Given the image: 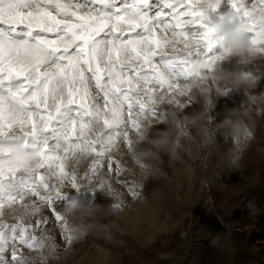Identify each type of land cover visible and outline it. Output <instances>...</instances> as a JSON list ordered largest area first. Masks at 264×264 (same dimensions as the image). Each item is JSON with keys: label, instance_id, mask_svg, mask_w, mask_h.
Here are the masks:
<instances>
[{"label": "snow or ice", "instance_id": "6c2138e0", "mask_svg": "<svg viewBox=\"0 0 264 264\" xmlns=\"http://www.w3.org/2000/svg\"><path fill=\"white\" fill-rule=\"evenodd\" d=\"M96 3L0 0V264H47L59 245L44 231L45 209L66 244L78 239L57 210L68 190L114 195L123 171L116 157L135 148L129 133L166 117L168 97L191 96L181 81L216 84L224 37L213 22L223 19V0ZM228 3L264 54V0ZM157 32L171 35L161 44ZM77 152L90 158L80 172L68 165Z\"/></svg>", "mask_w": 264, "mask_h": 264}, {"label": "rangeland", "instance_id": "374dc122", "mask_svg": "<svg viewBox=\"0 0 264 264\" xmlns=\"http://www.w3.org/2000/svg\"><path fill=\"white\" fill-rule=\"evenodd\" d=\"M76 2L99 6L96 0ZM229 8L228 0H223L220 11ZM170 35L155 34L161 44ZM221 71L257 75L259 80L251 94L264 93V55H261L255 61L241 62L239 57L222 59L216 64L213 87L197 80L193 83L201 86L197 90L189 88L191 96L173 95L182 104L189 97L194 98L185 104L189 106L182 109L181 115L197 113L206 101L213 103L208 140L195 129L185 128L184 134L174 136L179 145L174 156L170 155L166 140L156 146L142 142V146L151 149L147 171L130 156H117L123 171L115 178L121 183L113 180L112 196L99 189L96 192L87 188L80 192L69 189L68 199L59 201L57 210L73 196L84 203L116 210L97 214L89 221L87 231L68 245L53 213L45 209L50 222L44 231L51 230L59 245L54 253L47 254V264H264V102L258 99L248 103L247 94L216 79ZM180 85L184 88L185 82ZM225 87L228 90L223 95ZM173 96L164 101L171 108L163 118H170L171 112L178 108L168 103ZM95 98L93 92L90 99ZM230 108H238L239 119L250 132V138L216 126ZM148 119L152 118H146L143 124ZM94 127L100 129L103 125L95 123ZM167 127L161 122L153 123L148 139H154ZM138 133H129L132 142ZM79 153L82 152L68 161L69 167L77 172L90 159L87 155L83 165L74 164L72 158ZM125 183L133 190L129 191ZM23 251L27 253L28 249Z\"/></svg>", "mask_w": 264, "mask_h": 264}, {"label": "clouds", "instance_id": "9594fccd", "mask_svg": "<svg viewBox=\"0 0 264 264\" xmlns=\"http://www.w3.org/2000/svg\"><path fill=\"white\" fill-rule=\"evenodd\" d=\"M216 34L223 36L224 39L220 42L222 47L221 58L227 59L229 57H239L241 62L255 61L262 53L256 50V47L252 44L248 36V30L245 26H242L237 22L236 16L232 11H226L223 13V19H217L214 22ZM216 79L220 82H224L229 85L230 88L243 92L248 95V103H254L258 99L264 102V93L251 94V90L257 86L259 77L253 73L239 72L231 73L221 71ZM201 85L193 83L191 85H184V87L192 90H197ZM194 98L189 97L188 101L183 104L172 97L168 103L180 105L175 111L171 112L170 118L148 119L143 124L142 130L133 139L135 148L130 153L132 160L140 166L143 171H147V160L149 159L151 149L142 146V142L146 141L149 136V132L152 129L153 123L163 122L166 124L167 130L162 133H158L154 139H147V143L152 146L159 145L161 140H166L167 148L170 155H175L176 149L179 147L175 141V134H184L185 128H193L199 134H201L207 141L211 128H212V116L210 110L214 105L211 101L203 103L201 109L191 115H181L182 109L189 101ZM216 126L229 130L231 134H246L247 129L243 126L239 119L238 108H230L225 112L224 119ZM87 159L86 153H79L72 158L74 164L83 165ZM116 209L111 207H104L97 204L84 203L79 199H75L72 202L65 204L61 209V215L66 219L73 222V227L80 234L87 231L90 227L89 221L94 219L97 214L100 213H112Z\"/></svg>", "mask_w": 264, "mask_h": 264}]
</instances>
